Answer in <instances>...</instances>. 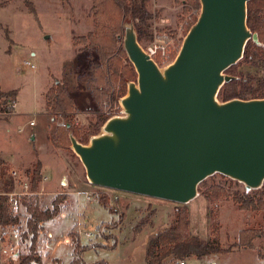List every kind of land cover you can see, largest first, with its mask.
Returning a JSON list of instances; mask_svg holds the SVG:
<instances>
[{
  "label": "rangeland",
  "instance_id": "obj_1",
  "mask_svg": "<svg viewBox=\"0 0 264 264\" xmlns=\"http://www.w3.org/2000/svg\"><path fill=\"white\" fill-rule=\"evenodd\" d=\"M147 7L153 14L148 21V31L153 38H146L142 45L146 48L156 37L173 39L169 63L160 66L165 67L177 57L194 24L193 18L198 19L201 8L188 4L185 11L184 4L176 0H148ZM130 22L134 23L132 19L124 21L119 36L118 44L123 49L125 25ZM95 23L93 0H0V90L19 89L13 98L18 103L16 112L7 114L8 103L2 106L0 161H5L8 176L12 171L20 174L18 191L27 179L30 180L27 171L33 169L38 160L42 162V174L48 177L46 183L40 185L43 193L39 200L43 207H52L59 193L68 196L58 217L43 224L41 235L46 236L52 230L56 239L54 246H57V254L54 253L45 264H69L74 258L77 240L88 247L82 254L84 264H146L149 234L174 223L177 206L188 208L193 234L205 240L216 239L224 247L237 240L239 230L264 226V211L242 210L231 198L217 203L215 222H212V203L200 190L214 183L224 186L230 193L245 190L243 183L229 177L212 174L201 182L198 196L187 204L97 186L88 180L86 169L72 145L56 148L51 140L54 133L49 139L44 136L47 128L55 132L58 125L46 108L45 100L46 92L57 82L68 84L78 111L76 123L83 131L91 129L90 124L101 115H125L121 99L128 93L129 83L137 82V71L136 79L128 81L122 97L120 84L113 83L109 77L110 93L100 104L94 100L87 85L89 66L98 57L94 48L76 44L74 37L87 35ZM27 61L35 63L36 67L26 66ZM250 71L264 76V69L250 68ZM33 118L36 125L30 126ZM102 131L101 128L99 133ZM34 132L38 136L32 140L30 135ZM2 166L0 163V170ZM100 197H106L108 204L101 203ZM148 217L154 224H147L137 231V224ZM81 232H90L92 237L87 239ZM29 244L30 240L24 239L19 253H26ZM183 259L187 264L209 261L212 264H264V237L256 238L252 249L234 247L227 253ZM19 261L17 257L7 264H18ZM177 261L170 258L164 264H176Z\"/></svg>",
  "mask_w": 264,
  "mask_h": 264
},
{
  "label": "water",
  "instance_id": "obj_2",
  "mask_svg": "<svg viewBox=\"0 0 264 264\" xmlns=\"http://www.w3.org/2000/svg\"><path fill=\"white\" fill-rule=\"evenodd\" d=\"M247 1L200 0L198 19L165 67L146 52L134 23L125 25L124 49L138 73L121 99L125 115L110 117L88 144L70 133L90 183L182 204L214 173L245 192L262 186L264 98L217 99L233 78L224 71L248 39L258 43Z\"/></svg>",
  "mask_w": 264,
  "mask_h": 264
},
{
  "label": "trees",
  "instance_id": "obj_3",
  "mask_svg": "<svg viewBox=\"0 0 264 264\" xmlns=\"http://www.w3.org/2000/svg\"><path fill=\"white\" fill-rule=\"evenodd\" d=\"M184 4L187 11L188 4L201 8L200 0H176ZM148 0H93L96 23L94 29L85 36L74 37V42L88 45L94 48L98 60L92 62L88 69L87 85L94 100L101 103L109 93L108 78L113 83L120 84L121 97L126 93L128 81L135 80L136 70L129 60L125 50L119 46L120 34L123 32V24L127 19L134 21L138 40L142 44L146 38H153L148 31V21L153 14L147 7ZM246 10V24L251 32L257 34L258 43L251 38L247 40L241 59L229 66L224 72L233 76L223 83L217 92L219 101L232 98L251 99L264 98V76L257 75L251 69H264V0H248ZM197 17L193 18L195 23ZM246 69V70H245ZM19 93V89L10 91L0 90V111L3 104L13 100ZM115 99L114 93L112 95ZM46 108L53 115V121L58 123L52 137V143L56 148H67L71 145L70 133L83 144H88L92 136L97 135L110 116L101 115L95 123H91V129L83 131L75 122V114L78 112L75 100L65 81L57 82L45 95ZM70 124V127H67ZM0 170V192H9L14 188L13 179L8 176L6 163ZM30 178L31 190L40 191L43 178L42 162L38 160L33 169L27 171ZM221 176L225 177L221 174ZM200 190V189H199ZM211 203L212 222H215L214 207L218 202L231 198L232 202L242 210L264 211V182L261 187L249 192L235 190L230 193L224 186L214 183L200 190ZM68 198L66 193H59L52 202V207H43L39 204L38 195L25 199L27 209L30 212L28 219V232L24 237L30 240L28 251L19 255L18 264H29L41 258L36 250L43 228L42 223L57 217L62 212V205ZM99 201L107 205L108 199L100 197ZM17 217L10 213L8 196L0 194V229H6L11 223L17 222ZM147 224H154L151 218L142 219L136 226L140 231ZM264 237V226L246 227L238 232L237 240L229 246H222L216 239L205 240L190 230V213L186 206H177L174 223L165 225L152 231L146 241V264H164L167 259L174 261L196 256L201 259L208 255L230 252L234 247L254 248V240ZM93 247L94 244H91ZM88 247L82 246L77 240L74 244V258L69 264H84L83 252Z\"/></svg>",
  "mask_w": 264,
  "mask_h": 264
},
{
  "label": "built area",
  "instance_id": "obj_4",
  "mask_svg": "<svg viewBox=\"0 0 264 264\" xmlns=\"http://www.w3.org/2000/svg\"><path fill=\"white\" fill-rule=\"evenodd\" d=\"M173 43V39H169L166 36L156 37L154 42H152L149 46L145 48L146 52L150 55L152 59H154L159 66L164 63H169L168 60L170 58L171 50L170 46ZM26 66L31 68H35L36 64L33 62H26ZM18 103L13 99L8 102V110L5 111L7 114H11L16 112ZM2 112L0 111V114ZM75 122L78 123L76 119ZM30 126L36 125V120L33 118L29 122ZM24 129L22 126L21 130ZM11 178L14 181V188L9 192H0V194H6L8 196V205L10 213L17 217V222L11 223L6 229H0V264H7L9 260H15L19 257L20 248L24 243V234L28 232V219L30 217V212L27 209V205L25 203V199L34 195H39L42 193L34 192L31 190L30 180H26L23 183L22 189L20 191L17 190L18 185L20 184V174L17 171H12ZM47 181V177L43 175L41 184ZM88 198H91L88 196ZM39 204L42 206L40 200ZM83 236L87 239L92 237V233L90 232H81ZM55 238L52 233H47L46 236L41 235L38 241L37 246V256L41 258V262L39 263L36 260L31 261L29 264H45V261H49L51 256L55 251ZM176 264H187L186 259H179ZM206 264H212L209 261Z\"/></svg>",
  "mask_w": 264,
  "mask_h": 264
},
{
  "label": "crops",
  "instance_id": "obj_5",
  "mask_svg": "<svg viewBox=\"0 0 264 264\" xmlns=\"http://www.w3.org/2000/svg\"><path fill=\"white\" fill-rule=\"evenodd\" d=\"M159 5L161 6V5H164V4H162V3H159ZM53 119V118H52ZM35 126V125H34ZM53 130H55V129H53ZM53 133H54V131H52V129L50 130V131H48V128H47V130L45 131V135L44 136H46V138L47 139H49L48 137L49 136H51V135H53ZM37 133H32V135H30V138L32 139V140H34V139H36L37 138ZM36 154H39L38 152L36 153ZM44 176H46V175H44ZM47 177V176H46ZM47 180H48V177H47ZM44 183H46V181L45 182H43L41 185H43ZM42 192V191H41ZM43 193V192H42ZM42 193L40 194V196L42 195ZM71 199H72V197H70ZM46 208V207H45ZM64 215V214H63ZM58 217V216H57ZM56 218V217H55ZM55 218H53V219H55ZM52 219V220H53ZM50 221V220H49ZM49 221H45V222H43L42 223V225L43 224H46V223H48ZM50 233H52L53 234V236H54V232L51 230V232ZM65 240H67V241H69L70 242V240H69V238H66ZM54 253L55 254H57V246L55 247V251H54ZM53 253V254H54ZM192 257H196V256H192ZM199 259V258H198ZM43 262H45V260L43 261Z\"/></svg>",
  "mask_w": 264,
  "mask_h": 264
}]
</instances>
